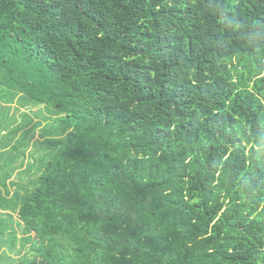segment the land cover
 <instances>
[{
	"label": "trees",
	"instance_id": "1",
	"mask_svg": "<svg viewBox=\"0 0 264 264\" xmlns=\"http://www.w3.org/2000/svg\"><path fill=\"white\" fill-rule=\"evenodd\" d=\"M0 134L17 264H264V0H0Z\"/></svg>",
	"mask_w": 264,
	"mask_h": 264
},
{
	"label": "rangeland",
	"instance_id": "2",
	"mask_svg": "<svg viewBox=\"0 0 264 264\" xmlns=\"http://www.w3.org/2000/svg\"><path fill=\"white\" fill-rule=\"evenodd\" d=\"M16 108H20L19 111L16 110ZM38 110V108L36 109H33V112H36ZM24 112H27L29 113V108L28 107H25V106H21V105H18L17 103H14L13 104V110H12V114H16V116L18 117V119L21 118V115L24 113ZM32 116V119L34 120L33 123H35L36 121H38L39 119L36 118L35 116L33 117ZM32 123V124H33ZM32 124L30 126L27 127V129H31L32 128ZM47 125V122H43V124L37 128L35 130V132L32 134V136H30V145H29V148L26 152V165H25V168L23 170H26L27 169V165L28 163H32L34 161L33 157L31 156L32 153H36L37 151V148H38V145H36L38 142H42V143H45L46 140L48 139L46 136H42V131L44 130V128L46 127ZM4 134V133H3ZM3 134H0V138L3 136ZM23 135V131H20L16 136H15V140H19L21 138V136ZM14 180L16 181V177L14 178ZM19 180V179H18ZM29 180V176L27 174H24L23 175V178L19 181L21 182H28ZM31 188V186H30ZM11 191H14V188H11ZM21 237V234L20 236ZM21 242L18 241L17 242V248L15 251H11V249H9V247L5 244H1L0 243V257L1 256H4V257H9V259L7 260H2L0 261V264H13V259H16V262H14V264H17V261L19 260L18 259V251L21 249Z\"/></svg>",
	"mask_w": 264,
	"mask_h": 264
}]
</instances>
